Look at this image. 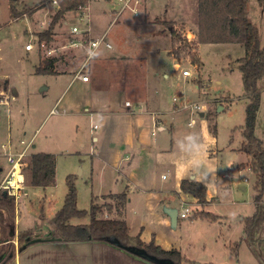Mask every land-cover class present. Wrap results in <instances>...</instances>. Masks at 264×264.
Returning <instances> with one entry per match:
<instances>
[{
	"label": "rangeland",
	"instance_id": "1",
	"mask_svg": "<svg viewBox=\"0 0 264 264\" xmlns=\"http://www.w3.org/2000/svg\"><path fill=\"white\" fill-rule=\"evenodd\" d=\"M18 5L19 10L23 12L19 18L15 19L10 14L11 0H0V146L1 143L8 142L9 138H12L14 144L23 147L22 139L29 141L31 137H34L36 146L30 148V153L40 151L55 153L57 165L55 182L48 188L32 185L30 174L26 171V187L29 195L21 196L18 200L17 207L21 220L18 225L19 229L15 222L13 235H11L12 222L16 218H14L16 215L14 209L11 208L6 212L8 215L5 219H2V215L0 216V255H5L6 262L9 264H12L10 261L20 247L26 243L23 241L25 243L22 245V242L17 240L22 231H33L30 236L33 238L59 234L54 219L69 191L68 174L74 175L78 208L90 209L93 197L102 194L97 183L100 179L93 178L92 180L89 177L92 156L88 152L91 151L92 133L87 116L80 115V129L77 131L70 112L50 114V109L55 105L57 92L60 89L50 88L48 91H42L46 78L34 73L35 65L39 60L42 61L50 56L58 58L59 61L56 64L58 71L70 69L75 72L81 65L83 54L82 56L77 54L76 44L74 45V41L69 37V28L63 18L68 20L69 26L75 24L82 32L90 31L94 37L106 32L105 41L110 42L112 46L108 48L105 43L100 44L99 56L102 57L107 53L113 54L117 51L133 56L135 62H125L117 56H108L107 59L102 60L98 70V73H101L98 77L101 87L111 88L113 86L114 92H122L125 87L123 85L125 77L126 80L128 78V81H132L131 76L136 75V71L139 75L137 78H139L142 76L141 73L146 74L151 71L152 66L151 61L140 64V59L135 60L134 58L137 57L136 53H147L152 44L151 39H146L152 34L150 28H140L144 18L141 4L137 5V12L128 7L115 18L114 9L119 10L121 7L119 0H89L85 9L67 11L66 16L64 15L53 24L51 22L58 6L54 5L51 0H20ZM101 12L106 15L101 16ZM249 12L251 19L259 27V45L262 47L264 44V12L257 0H249ZM49 27L52 32L51 40H43L41 41L43 44H39V32ZM176 27H181L182 37L190 41L187 38L188 29L182 23H177ZM63 34L65 37L59 36ZM82 38L78 42L88 39V36ZM196 40L197 35L192 41L196 43ZM28 43L33 44V49L26 50ZM202 44L198 49L201 58L199 66L187 57L167 60L164 69L159 74L161 98L165 103L164 107L180 111L178 118L183 128L198 126L204 119L209 126L215 125L219 148L223 151L219 156L223 160L225 170L232 176L224 178L229 182L228 190L219 193V198L214 199L209 207L215 213L223 215L227 225L218 221L208 225L205 217H202L204 221L201 220V216L194 218L191 214L198 212L199 208H196L197 203L192 202H190L192 204H187L193 208L190 213L191 217H179L178 228L184 240L189 236L194 241L198 240L196 245L190 247L188 251L187 248L185 249L187 251L185 255L198 258L200 264H264V225L257 234V240L251 243L242 237L243 222L240 219L241 216L252 215L255 211L256 174L250 169L238 171L237 167L229 164L231 156L236 158L239 155L235 151L227 150L228 147L239 146L245 139L243 129L249 98L244 90L238 59L246 54V50L240 43ZM77 46L85 50L81 44ZM176 62L179 63V68H175ZM142 67H144L143 70H141ZM183 69H190L192 74L188 77L184 76ZM164 72L168 74L167 77L164 76ZM145 74H143L144 79L146 83H149L150 80ZM62 79L66 81L70 77ZM137 82L142 83L143 81L137 80ZM138 83L137 85H140ZM77 85L78 82L71 83L63 92L62 97L65 99L75 93ZM260 85L262 93L255 133L264 143V77ZM13 88L17 90V93H13ZM5 94H8L9 105L1 103V98L7 97ZM126 94L129 97L131 91L127 90ZM196 105H200L203 109H194ZM58 107H64L63 101L59 102ZM202 111L204 115H201ZM80 138L84 144L81 143ZM30 157L31 154L27 155L26 161ZM230 161L233 164L237 160ZM0 165L4 166V170H0L1 182L7 166V160L1 155ZM262 192L264 198V187ZM116 201L107 194L97 198L101 206L105 203L115 205ZM178 207L182 210L185 205L180 204ZM23 208L30 209V213ZM102 211L100 216L104 217H113L117 214L115 210L108 212L106 207ZM130 218V233L136 235L139 227L131 213ZM70 222L88 223L90 217H73ZM203 236H206L205 241ZM226 240L228 244L231 241L232 245L235 240L238 241V245L235 246L238 248L236 252H232L224 245ZM30 248L27 245L25 249ZM46 250H52V248ZM21 260L23 261V258ZM35 264L41 263L38 261ZM52 264L56 262L53 261ZM181 264L188 263L183 261Z\"/></svg>",
	"mask_w": 264,
	"mask_h": 264
},
{
	"label": "crops",
	"instance_id": "2",
	"mask_svg": "<svg viewBox=\"0 0 264 264\" xmlns=\"http://www.w3.org/2000/svg\"><path fill=\"white\" fill-rule=\"evenodd\" d=\"M139 4H141L144 12L143 23L140 28H150L152 34L147 36L146 39H151L152 44L147 53H136L137 57L134 58L135 60L139 58L140 64L150 63L151 61V71L146 74L141 73L142 76L139 78H137L139 75L136 71V75L131 76L132 81H128V78L126 80L125 77L123 91L114 92L113 86L108 87L109 89L100 86V80L98 79L101 76V73H98L99 63L107 59L108 56H117L125 62H135L133 56L121 51L105 54L107 56H98L97 59L89 62L85 68L86 73L89 75V80L86 81L75 77L86 57V50H82L76 45L77 54L81 56L83 54L81 65L75 72L70 69L58 71L56 65L59 61L58 58L50 56L57 59L55 62L57 72L54 74H40L46 78L42 91H48L50 88L60 89L57 92L54 106L63 101L64 107H58L61 109L59 114L70 112L73 115V123L77 131L80 129V115L87 116L92 133L91 151L88 152L92 156L89 177L92 180L93 178L100 179V182L97 183L102 192L97 197L126 190L129 194V201L123 212V217L130 227V213L135 217L134 220L139 227L136 235L139 234L140 238L146 243L154 241L155 244H159L165 249L177 248L185 259L200 264L198 258L185 255L190 247L196 245L198 240L194 241L191 236L184 240L183 234L178 228L179 217L177 227H171L170 217L163 208L164 206H172L179 209L178 205L180 204L197 203L198 212L195 211L194 214H191L194 218L201 216V220L206 219L208 225H212L216 221L227 225L224 216L215 213L209 207L214 199L219 198V193L228 190L229 182L224 178L226 176L231 177L232 174L225 170L223 160L219 156L222 155L221 152L223 151H220L219 148L215 125L209 126L206 119H204L200 121L198 126L183 128L184 126L180 124L178 118L180 111L178 109L172 110L171 107H164L165 103L160 92L159 75L167 60H170V58L176 59L170 52L173 44L171 32L166 26H163L165 24L160 20H171L175 25L182 23L190 34L196 36L198 34L199 0H140L137 5ZM116 11L114 9L115 13ZM104 15L106 14L101 12V16ZM101 16L99 14L98 18L100 19ZM63 20L69 28V37L72 41L78 42L82 37L84 39L87 36L88 39L99 37H94L90 31L77 34L72 31L75 24L69 26V22L65 17ZM61 28L63 27L61 26ZM59 31H61L60 28ZM103 34L104 32L101 35ZM59 36L65 37V34ZM200 44L202 43H199V47ZM91 64L92 66H90ZM178 66L179 63L176 62L175 68H179ZM143 69L144 67L141 68V70ZM143 74L147 75L150 80L149 83H146ZM67 76L70 77L69 80L62 79ZM164 76L167 77L168 74L164 72ZM137 80L143 82L138 83ZM74 81L78 82L76 92L64 99L62 97L63 92ZM137 83L140 85H137ZM12 90L13 93H17L16 89L13 88ZM127 90L131 91L129 97L126 94ZM3 91L5 92V90ZM127 102H130V104H127ZM202 113H204L203 111L201 115H204ZM92 121L94 122L92 123ZM97 121H99V124H97ZM187 133H196L202 145L199 153L191 158L182 156L176 150L177 139ZM10 139L13 142V139ZM244 140L239 146L228 147L229 149H227L229 152L235 151L239 155L236 158L231 156L229 159V164L237 167L238 171L250 169L247 164L248 154L240 150ZM80 141L84 144L82 138H80ZM14 146L19 148L18 144H14ZM35 146L36 143L34 142L33 147ZM232 159L237 160L236 163L232 164L230 161ZM196 161L200 162L199 174L195 173L192 167ZM0 170H4V166L0 165ZM194 177L207 185V197L203 205L198 202L197 198L181 189L184 179ZM23 210H26L27 213L31 211L28 208H23ZM14 212L16 214L14 216V218L16 217V226L19 229L18 225L21 218L16 203ZM202 213L218 215L219 218L212 219ZM191 215L189 214L190 217ZM248 216L240 217L243 222V238H245L244 222ZM113 217H117V214ZM202 217H205V219ZM32 238L29 237L28 239ZM40 238V241L32 242L31 245L28 244L29 248L31 247L30 249L21 248V246L10 263L35 264L39 261L41 264H52L55 261L56 264H148L143 259L136 258L121 247L112 244L107 239L67 240L61 238L59 234ZM203 239L205 241L206 236H203ZM224 245L234 252L238 241L235 240L234 245H232L231 241L228 244L226 240ZM48 248H52V250H46ZM186 248L187 251H185ZM7 263L6 259H3L2 264Z\"/></svg>",
	"mask_w": 264,
	"mask_h": 264
},
{
	"label": "trees",
	"instance_id": "3",
	"mask_svg": "<svg viewBox=\"0 0 264 264\" xmlns=\"http://www.w3.org/2000/svg\"><path fill=\"white\" fill-rule=\"evenodd\" d=\"M20 0H11L10 14L15 19L19 18L23 11L18 8ZM264 12V0H257ZM89 0H60L58 10L51 24L60 20L67 11L79 10L88 5ZM249 0H199L198 6V34L197 40H185L182 28H177L173 21L160 20L171 32L173 44L171 54L178 59L187 57L191 62L201 63L199 56V43H240L245 47L246 54L238 59V68L242 72L244 90L249 102L246 106V121L243 129L244 142L240 150L249 156L248 166L256 174L255 212L248 216L244 222V237L254 243L257 234L264 225V143L255 133L258 110L261 102V79L264 77V44L259 45V27L249 16ZM52 27V25H50ZM39 32L40 41L51 40V29ZM192 42V43H191ZM56 57H48L39 62L35 67V74H54ZM56 154L52 152L32 153L30 159L24 165V173L30 174L31 184L48 188L55 182ZM69 191L64 203L57 211L54 223L61 238L67 240L83 239H108L117 238L124 245H135L145 248L149 253L158 257H167L181 264H197L195 261L185 259L177 248L165 249L154 241L144 242L140 235H132L130 226L123 217V212L129 201V194L125 190L120 193L107 194L116 199V204L105 203L99 205L97 196L93 197L90 209H80L77 206V190L74 175H67ZM182 191L191 194L198 202H206L207 185L196 178H187L182 181ZM105 197V196H104ZM108 212L117 213V217L100 216L104 207ZM14 198L0 194V216L5 219L9 210L14 209ZM212 219H218V215L202 213ZM90 217L88 223L73 224V217ZM33 231L24 230L18 235L22 245L32 236ZM23 241H25L23 243ZM237 251V247H235Z\"/></svg>",
	"mask_w": 264,
	"mask_h": 264
},
{
	"label": "built area",
	"instance_id": "4",
	"mask_svg": "<svg viewBox=\"0 0 264 264\" xmlns=\"http://www.w3.org/2000/svg\"><path fill=\"white\" fill-rule=\"evenodd\" d=\"M54 5L59 6L60 0H51ZM121 2V7L119 10L115 13V18H117L121 12L126 8H131L132 10L136 11L137 4L140 0H119ZM87 6L81 7L82 9H85ZM80 8V9H81ZM72 31L75 33H81L82 31L79 29L77 25H74L72 27ZM106 38V32L96 38H89L86 40H82V42H76L74 41L73 44L79 45L81 44L83 48H85L86 57L83 65L81 68L76 72L75 77L80 78L82 80H89V75L86 73L85 68L88 65V57H87V50L88 48L95 42L101 41L100 44L105 43L106 46L111 47L112 44L108 41H105ZM188 40L192 41V39L196 38V36L190 34L187 35ZM39 44H43L41 41ZM26 50L33 49V44L28 43L26 45ZM179 67V66H178ZM182 74L184 76H190L192 74V71L190 69H184L182 71ZM6 95V94H5ZM8 95V94H7ZM6 95V96H7ZM1 103L9 105L8 96L1 98ZM127 104H130V102H127ZM196 110H202L203 108L200 107V105H196L194 107ZM61 112V109L58 108V104L54 106L50 114H59ZM34 137H31L29 141L22 139L21 144H23V147L17 148L14 146L12 140L9 138L8 142L1 143L0 146V153L1 155L7 160V166H6V172L3 177V179L0 182V192L4 194V192L7 193V195L14 198L15 203L18 204V200L21 196H28L29 192L26 187V175L24 173V165L26 164V157L30 154V148L33 146L34 143ZM186 203L184 209L179 210V217L185 218L188 217L189 214L192 212L193 208L190 205H187Z\"/></svg>",
	"mask_w": 264,
	"mask_h": 264
},
{
	"label": "water",
	"instance_id": "5",
	"mask_svg": "<svg viewBox=\"0 0 264 264\" xmlns=\"http://www.w3.org/2000/svg\"><path fill=\"white\" fill-rule=\"evenodd\" d=\"M202 114H204V113H202ZM4 195H7V193L4 192ZM163 209L168 214V216L170 217L171 227H173V228L177 227V222H178V217H179V209L177 207H172V206H164ZM14 233H15V221L12 222L11 235H13ZM53 238H55V237H53ZM40 240H41L40 237L27 239L26 243L21 248L26 247L28 244H30L32 242L40 241ZM107 240L109 242H111L112 244H114L118 247H121L123 250H125L129 254L133 255L134 257L139 258V259H143L148 264H180L178 262H175L171 258L158 257L156 255H153V254L149 253L145 248L138 247L135 245H128V246L124 245L121 242H119V240L115 237L108 238ZM3 256L4 255H1L0 261H1Z\"/></svg>",
	"mask_w": 264,
	"mask_h": 264
},
{
	"label": "clouds",
	"instance_id": "6",
	"mask_svg": "<svg viewBox=\"0 0 264 264\" xmlns=\"http://www.w3.org/2000/svg\"><path fill=\"white\" fill-rule=\"evenodd\" d=\"M101 41L93 43L87 50L88 61L92 62L100 55L99 47ZM200 138L196 133H187L176 141V150L182 156L191 158L201 150ZM194 172L199 174L200 162L196 161L193 164ZM195 178V177H194Z\"/></svg>",
	"mask_w": 264,
	"mask_h": 264
},
{
	"label": "flooded vegetation",
	"instance_id": "7",
	"mask_svg": "<svg viewBox=\"0 0 264 264\" xmlns=\"http://www.w3.org/2000/svg\"><path fill=\"white\" fill-rule=\"evenodd\" d=\"M9 243V242H8ZM0 257H1V255H0ZM7 259V257H5V255L2 257V259H1V261H0V264H2L3 263V259ZM9 258V257H8Z\"/></svg>",
	"mask_w": 264,
	"mask_h": 264
}]
</instances>
